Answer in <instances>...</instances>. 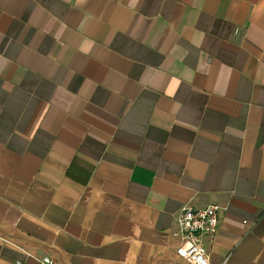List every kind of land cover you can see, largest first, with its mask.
Instances as JSON below:
<instances>
[{"label": "crops", "instance_id": "1", "mask_svg": "<svg viewBox=\"0 0 264 264\" xmlns=\"http://www.w3.org/2000/svg\"><path fill=\"white\" fill-rule=\"evenodd\" d=\"M264 264V0H0V264Z\"/></svg>", "mask_w": 264, "mask_h": 264}, {"label": "built area", "instance_id": "2", "mask_svg": "<svg viewBox=\"0 0 264 264\" xmlns=\"http://www.w3.org/2000/svg\"><path fill=\"white\" fill-rule=\"evenodd\" d=\"M221 208L210 204L202 208L184 206L176 218L177 231L172 236L178 241L175 255L185 264H211L209 253L203 243L205 235L215 236L219 226ZM15 264H22L15 262ZM40 264H55L43 258Z\"/></svg>", "mask_w": 264, "mask_h": 264}]
</instances>
